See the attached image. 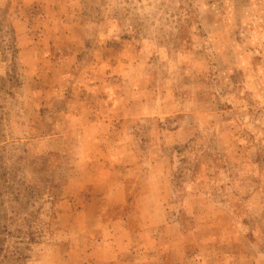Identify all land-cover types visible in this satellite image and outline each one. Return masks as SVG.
Segmentation results:
<instances>
[{
  "label": "rangeland",
  "instance_id": "374dc122",
  "mask_svg": "<svg viewBox=\"0 0 264 264\" xmlns=\"http://www.w3.org/2000/svg\"><path fill=\"white\" fill-rule=\"evenodd\" d=\"M0 264H264V0H0Z\"/></svg>",
  "mask_w": 264,
  "mask_h": 264
}]
</instances>
